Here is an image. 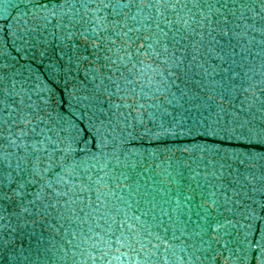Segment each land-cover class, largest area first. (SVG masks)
I'll return each mask as SVG.
<instances>
[{
    "label": "snow or ice",
    "instance_id": "obj_1",
    "mask_svg": "<svg viewBox=\"0 0 264 264\" xmlns=\"http://www.w3.org/2000/svg\"><path fill=\"white\" fill-rule=\"evenodd\" d=\"M5 3L0 0V22L7 23ZM20 5L24 8L13 22L29 38L50 36L46 42L71 50L70 61L73 57L77 64L87 61L86 71L100 83L83 98L78 118L86 121L92 137L86 140L71 118L57 114L54 120L51 111L31 102L24 84L9 88L0 78V228H7L13 215L19 218L10 208L28 211L37 202L55 208L62 199L71 205L76 202L73 197L83 201L84 193L90 201L94 190L99 199L95 185L105 176L119 167L135 166V158L145 153L158 156L160 149L148 152L137 147V141L160 142L165 152H172L169 139L191 138V144L175 149L188 155L178 158L173 168L178 210L182 195L187 203L197 196L200 200L196 213L200 223L192 233L187 231L189 221H184L182 233L188 239L175 232L169 236L167 227L146 235L131 226L125 231L121 223L118 229H109L112 236L107 240L101 237L92 245L95 249L102 244L107 251L90 259L93 264L103 261L115 244L116 251L126 247L143 253L144 264H199L204 252L189 241L194 235L203 244V235L211 232L210 239L217 244L229 238L218 252L224 264H264V168L259 176L248 172L247 183H241L239 170H229V161L239 159V154L196 142L201 136L264 145V86L249 83L240 86L242 91L234 89L228 108L195 102L198 98L187 88L185 63L197 59L205 36L220 44L214 33L229 43L249 32L259 33L264 42V0H18L10 6ZM50 102L51 96L45 105ZM255 112L261 114L258 120ZM0 243L6 246L8 241Z\"/></svg>",
    "mask_w": 264,
    "mask_h": 264
},
{
    "label": "water",
    "instance_id": "obj_2",
    "mask_svg": "<svg viewBox=\"0 0 264 264\" xmlns=\"http://www.w3.org/2000/svg\"><path fill=\"white\" fill-rule=\"evenodd\" d=\"M17 2L18 0H7L3 5L10 17L7 23L0 22V78L9 88L14 83L17 89L24 84L31 95V102L40 105L46 112L51 111L54 120L58 118L57 114L65 119L71 118L80 125L84 139L91 140L92 137L85 127L86 121L78 118L83 111V98L91 95L100 81L93 80V74L86 71L87 61L77 64L75 57L70 61L71 50H62L57 43L46 42L51 41L50 36L41 40L29 38L21 30V26L13 22V18L24 8L23 5L19 9L10 6ZM213 35L220 44L205 36L204 46L197 59L191 64L185 62L188 65L187 88L191 89L190 96L195 95L198 98L195 102L222 103L228 108L230 105L227 101L231 99L234 89L242 91L240 86L246 87L249 83L257 87L264 86L261 83L264 81V42H261L259 33L252 32L240 37L238 42L232 40L230 43L227 38L221 39L215 33ZM222 48L224 51H221ZM81 54L87 55L83 49ZM118 83L124 86L123 81ZM176 83L182 89L185 88L182 80ZM49 96L51 102L45 105ZM209 96H213L214 100H208ZM221 96L224 97L223 101ZM260 115L255 112L257 120ZM115 124L114 119L113 125ZM196 142L220 148L229 154H239V159L229 161L232 165L229 170H239L238 178L241 183H247L244 176L248 172L259 176L264 168V159L260 158L264 155V145L259 143L221 141L218 138L201 136L196 137ZM191 143V138L169 139L167 145L172 152H165L160 142L149 143L146 139L137 141L136 146H142L148 152L160 149L158 156L145 153L142 157L135 158V166L119 167L114 173L105 176L99 185H95L99 190V199L97 191L94 190L90 194V201L89 194L84 193L83 201L73 197L76 202L71 205H64L62 199L55 208L42 207L40 202H37L36 207L29 205L28 211L10 208V212L19 213V218L13 215L8 227L0 228V241H8L6 246L0 243V264H93L90 257H98L107 249L102 244H97L95 249L92 245L101 237L107 240L112 236L109 229H118L121 223L125 231L131 226L133 231L140 229L146 235L147 232L162 233L163 228L167 227L169 236L175 232L182 240L188 239L182 233L185 229L184 221H189L187 231L192 233L200 223L196 215L200 200L197 196L187 203L183 195L180 196L181 210L184 213L180 214L181 210L176 205L173 168L178 158L183 159L188 155L175 149ZM80 146L83 147V144ZM245 154H252L253 158L248 159ZM168 156H172V159L168 160ZM240 160L245 163L240 164ZM253 165L254 167H250ZM193 167L195 168L194 164ZM188 176L189 173L185 170V184L189 182ZM96 178L94 175L93 181ZM115 234L119 235L120 232L116 231ZM211 236V232L203 235L204 243L201 244L199 238L192 235L189 242L195 241L204 252L199 264H224L218 252L223 240L229 238L224 237L217 244L210 239ZM88 237L91 239H87ZM153 243H156L154 239ZM176 243L179 244V241ZM116 247L113 244L110 254L103 261L97 259L96 264H144L143 253L137 255L126 247L116 251ZM135 247L139 249V245ZM233 264H243V261H235Z\"/></svg>",
    "mask_w": 264,
    "mask_h": 264
}]
</instances>
